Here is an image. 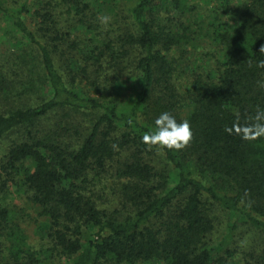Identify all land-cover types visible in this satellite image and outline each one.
Masks as SVG:
<instances>
[{
  "label": "trees",
  "instance_id": "1",
  "mask_svg": "<svg viewBox=\"0 0 264 264\" xmlns=\"http://www.w3.org/2000/svg\"><path fill=\"white\" fill-rule=\"evenodd\" d=\"M209 1L0 0V264H264L230 246L264 245V137L224 131L264 108V0ZM162 112L185 148L142 142Z\"/></svg>",
  "mask_w": 264,
  "mask_h": 264
},
{
  "label": "clouds",
  "instance_id": "2",
  "mask_svg": "<svg viewBox=\"0 0 264 264\" xmlns=\"http://www.w3.org/2000/svg\"><path fill=\"white\" fill-rule=\"evenodd\" d=\"M102 24H109L111 17L104 15L98 17ZM264 67V62L261 63ZM229 135H239L242 140L250 141L264 137V108L257 107L252 122H234L231 127L224 129ZM193 132L187 119L178 121L169 112H162L154 121V129L142 137V142L151 146L180 150L185 148L192 140Z\"/></svg>",
  "mask_w": 264,
  "mask_h": 264
},
{
  "label": "rangeland",
  "instance_id": "3",
  "mask_svg": "<svg viewBox=\"0 0 264 264\" xmlns=\"http://www.w3.org/2000/svg\"><path fill=\"white\" fill-rule=\"evenodd\" d=\"M208 3H210V1L208 0ZM208 3L204 2L202 4V6H206ZM199 53L196 54V56H198ZM183 74V77H181V82L183 80V78H185V74ZM186 80V79H185ZM184 80V82H185ZM3 146L0 147V150L3 151L5 150L6 146H7V142H2ZM26 196L24 194L17 193L14 192V196H13V205L16 207H19V209L23 208L25 209V214L23 215L24 217V227L26 228L30 238L32 241H35L36 245L39 243V238H40V233L38 232V230L36 229V225H35V219H36V215L34 210L30 207L29 204H27V200H26ZM29 215V216H28ZM225 217V216H224ZM38 219V218H37ZM224 222H222L221 225L217 226L214 234L211 236V241L210 243L212 245H215L216 243L220 242L221 240L224 239V235L227 233V222H228V218L225 217ZM35 234V235H34ZM231 238V243L230 246L231 248H236L238 251V255L241 258V255L243 256L244 252H248V250H250L254 245V249L256 250V254H259L262 251V248L264 247V245L262 244V242L260 243V241H257L256 239H253L249 236L246 235H241L240 232L238 234L232 233L230 235ZM256 240V242H255ZM251 246V247H250ZM249 253V252H248ZM254 257H257L254 254ZM148 264H157V263H148Z\"/></svg>",
  "mask_w": 264,
  "mask_h": 264
}]
</instances>
